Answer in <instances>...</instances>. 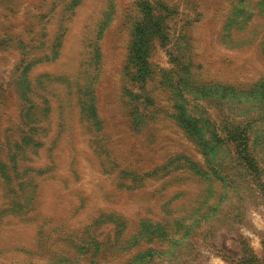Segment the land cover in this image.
I'll use <instances>...</instances> for the list:
<instances>
[{
	"label": "rangeland",
	"instance_id": "1",
	"mask_svg": "<svg viewBox=\"0 0 264 264\" xmlns=\"http://www.w3.org/2000/svg\"><path fill=\"white\" fill-rule=\"evenodd\" d=\"M0 264H264V0H0Z\"/></svg>",
	"mask_w": 264,
	"mask_h": 264
}]
</instances>
